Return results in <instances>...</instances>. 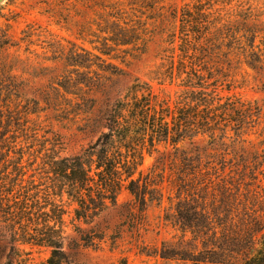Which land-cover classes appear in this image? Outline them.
Returning a JSON list of instances; mask_svg holds the SVG:
<instances>
[{
    "label": "rangeland",
    "instance_id": "374dc122",
    "mask_svg": "<svg viewBox=\"0 0 264 264\" xmlns=\"http://www.w3.org/2000/svg\"><path fill=\"white\" fill-rule=\"evenodd\" d=\"M186 10L189 55L205 54L219 93L257 103L260 119L180 143L194 155L192 171L170 144L146 152L135 175L149 182L146 203L123 189L91 223L67 218L66 264H248L264 255V0H0V170L7 154L35 162L26 178L48 157L82 154L135 83L175 101ZM2 220L8 264L12 233ZM20 248L28 264H47L49 249Z\"/></svg>",
    "mask_w": 264,
    "mask_h": 264
},
{
    "label": "trees",
    "instance_id": "16d2710c",
    "mask_svg": "<svg viewBox=\"0 0 264 264\" xmlns=\"http://www.w3.org/2000/svg\"><path fill=\"white\" fill-rule=\"evenodd\" d=\"M190 14L186 10L181 21L186 28L183 44L188 51L177 66L176 78L185 77L181 79L184 89L175 101L160 99L135 83L116 100L108 113V132L82 154L62 159L48 157L28 178V167L35 162L24 165L23 156L16 160L9 159V154L5 156L0 170V213L12 233L8 264H28L20 248L24 244L49 249L47 264H66L67 218L74 224L91 223L108 204L116 205L123 189L130 192L136 204L144 205L149 182L141 184L142 172L137 178L135 175L145 153L156 151L159 144L173 146L174 160L180 161L184 171H192L197 168L194 155L179 147L180 143L199 135L218 132L224 135L229 130L241 132L259 121L261 108L257 103L236 96H222L218 81H211V61L205 54L198 56L197 47H192L193 53L189 55V34L193 32L188 29L193 23ZM131 43V40H122L116 45ZM200 50L206 52L203 46ZM186 59L191 61L188 63ZM250 67L257 69L252 64ZM174 76L173 71L169 73V77ZM160 163L158 159L154 167ZM37 174H43L39 183ZM42 179L47 182L43 183ZM46 183H49L48 190L41 188ZM67 207H72L73 211ZM83 240L87 242L89 237ZM248 262L264 264V255L259 254Z\"/></svg>",
    "mask_w": 264,
    "mask_h": 264
}]
</instances>
